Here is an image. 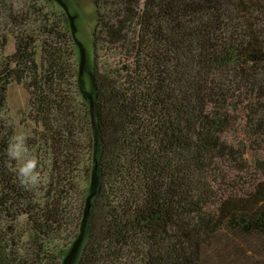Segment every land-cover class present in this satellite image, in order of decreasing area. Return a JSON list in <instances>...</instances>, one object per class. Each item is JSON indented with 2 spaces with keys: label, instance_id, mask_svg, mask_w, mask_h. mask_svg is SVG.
<instances>
[{
  "label": "trees",
  "instance_id": "trees-1",
  "mask_svg": "<svg viewBox=\"0 0 264 264\" xmlns=\"http://www.w3.org/2000/svg\"><path fill=\"white\" fill-rule=\"evenodd\" d=\"M3 6L0 264H264V0H120L94 106L62 17ZM14 82L50 155L31 189L5 164Z\"/></svg>",
  "mask_w": 264,
  "mask_h": 264
},
{
  "label": "rangeland",
  "instance_id": "rangeland-1",
  "mask_svg": "<svg viewBox=\"0 0 264 264\" xmlns=\"http://www.w3.org/2000/svg\"><path fill=\"white\" fill-rule=\"evenodd\" d=\"M119 3L120 0H0V8H4L3 5L5 4L12 5L14 8L27 7L33 4L36 8H42L44 11L48 9L54 10L53 12L58 13L62 17L69 33L77 44L76 59L77 62L81 63L79 80L81 97L87 103L90 100V104L94 106L93 60L96 53L93 42L94 28L96 27L98 17L100 15L102 17L105 11L109 9L117 8ZM3 19L4 17L0 11V31L3 28V24H5ZM11 31H13V28ZM97 35L100 36L98 33ZM102 47L104 49L107 48L106 43ZM104 49L99 52V62H102L107 56ZM13 52L14 37L12 33L9 36L8 43L4 47V53L11 54ZM109 53L111 54V52ZM30 115L31 103L28 89L22 83H12L7 93V118L14 126L15 133L25 134L30 153L35 155L39 160V172L42 182L45 179L48 168H50V155H47L46 146L40 141L38 133L42 128L38 123L34 122ZM90 180L84 181L83 178L80 180V186L86 192L95 190L96 186L93 180L96 183V177H93L92 181ZM78 253L79 246L74 245L67 256L63 258L62 264H75Z\"/></svg>",
  "mask_w": 264,
  "mask_h": 264
},
{
  "label": "clouds",
  "instance_id": "clouds-1",
  "mask_svg": "<svg viewBox=\"0 0 264 264\" xmlns=\"http://www.w3.org/2000/svg\"><path fill=\"white\" fill-rule=\"evenodd\" d=\"M5 164L10 167L16 181L24 189L35 188L41 182L39 160L31 154L23 133H13L4 149Z\"/></svg>",
  "mask_w": 264,
  "mask_h": 264
}]
</instances>
